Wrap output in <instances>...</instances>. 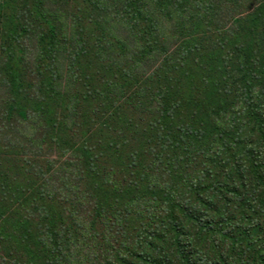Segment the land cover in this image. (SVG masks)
I'll return each instance as SVG.
<instances>
[{
    "label": "rangeland",
    "instance_id": "1",
    "mask_svg": "<svg viewBox=\"0 0 264 264\" xmlns=\"http://www.w3.org/2000/svg\"><path fill=\"white\" fill-rule=\"evenodd\" d=\"M17 4L22 22L35 13L29 18V28L35 27L40 17L48 22L53 15L68 30L67 42L72 46L82 43L88 47L100 41L102 47L99 56H89L86 62L77 63L63 53L55 55L54 74L37 76L24 62L25 88L19 94L25 114L15 123L7 114L12 108V92L1 86L13 85L0 70V125L5 128V135L4 130L0 135V185L8 198L7 202L0 198V215L30 231L21 233L14 227L19 232L13 233V240L6 246L0 244V264H104L99 251L93 254L92 250L112 245H116V258L122 264H140L142 249L152 254L148 242H156L153 216L165 213V200L170 197L178 202L187 197L192 204L197 194L191 186L184 184L186 191L178 187L182 179L166 159H157L149 144L161 135L158 123H165V128L174 117L180 125L195 122L196 130L202 131L200 136L191 132L198 139L190 140L191 145L180 148L174 158L179 167L183 163L189 179L190 173L195 174L192 187L200 178L209 202L213 184L218 180L234 182L242 196L234 206L206 214L205 223H211L205 232L197 228L199 222L194 219L183 221L181 229L179 222L184 215L177 213L178 232L187 230L200 238H192V246L184 248L186 253L179 260L224 264L231 259L241 264L248 256L244 250L249 254L254 243L252 249L264 252V188L258 196L244 188L247 173L241 168L247 167L240 160L241 154L259 155L258 147H264L262 140L248 146L250 141L242 135H249L252 129L258 135L257 130L264 129V41L253 36L236 43L229 40L223 52L219 47L238 29L233 23L238 6L254 10L255 0H45L38 11L31 10L27 0ZM3 12L1 6L0 16ZM5 35L0 29V40ZM157 35L159 41L152 49L151 41ZM148 36L151 41L147 42ZM183 42L203 46L205 64L206 59L218 55L223 60L220 55L228 52L231 62L218 66L232 70L234 81L222 79L212 89L204 87L206 96L201 101L191 95L185 97L186 102L179 98L180 112H174L179 116H171L166 111L175 103L165 104L160 97L170 92L164 84V75L172 71L167 64L192 55ZM88 50V54L93 51ZM123 55L131 60L123 61ZM3 60L0 57V69ZM121 67L124 78L117 74ZM189 69L194 73L193 67ZM82 70L87 71L85 81L76 86ZM213 74L211 70L207 77ZM247 113L249 121L245 120ZM120 138L125 143L122 146ZM35 144H42L40 154L35 153ZM135 144L147 155L144 161L130 164L116 157L122 153L125 158L126 150ZM30 146L34 154L25 148ZM36 154L39 160L34 158ZM259 156L257 161L263 168L256 166L254 170L262 176L264 186V154ZM89 160L95 172L90 170ZM174 169L179 172L176 166ZM17 175L26 179L13 181ZM3 176L7 179L2 180ZM45 180L59 193L57 203L41 197L38 187L46 188ZM22 183L27 184L24 192H20ZM108 202L114 204L111 211L101 215L102 205ZM50 204L53 206L48 209ZM256 225L260 226L257 235ZM167 230L170 232L169 226ZM6 233L12 234L10 230Z\"/></svg>",
    "mask_w": 264,
    "mask_h": 264
},
{
    "label": "trees",
    "instance_id": "2",
    "mask_svg": "<svg viewBox=\"0 0 264 264\" xmlns=\"http://www.w3.org/2000/svg\"><path fill=\"white\" fill-rule=\"evenodd\" d=\"M27 1L29 3V6H31V10L38 11V9L44 4L45 0ZM1 2L2 3H0V8L2 6L4 12L3 15L0 16V18H2L0 29L4 31L6 35L4 39L0 40V57L4 59L2 68L0 70L4 74L5 80H7L9 84L13 85L12 87H10V85L6 86L3 84L1 86L2 89L4 88L12 92L11 95L13 98L12 100L9 99V103L12 105V108L7 109V114L11 116L10 119L15 123L18 122L17 120L21 115L25 114V107L21 108V94H19L25 88V73L23 68L24 62H28V64L32 66L37 76H43V72L54 74L55 72L53 70V64L55 62V55L63 53L65 55H70L77 63L81 62L83 59H85L86 62L87 57L89 56H99L98 49L102 46L100 41L92 42L89 44L88 47H84L82 43L72 46L67 42L68 30L65 29L61 24H59L57 20L53 17V15L52 20L50 18L46 19L48 22H46L40 17L39 22H37L36 26L33 28H29L27 24L30 22L29 18L35 14L34 12H31L28 15L26 21L22 22L21 19H23V17L21 16V12L17 9L18 0H1ZM97 2L100 3V0H97ZM27 6L28 4H26V7ZM246 9L247 8H244V6H238L239 13L237 12L236 17L233 18L234 20L232 19L233 23L238 27V29L231 31L229 33V39L225 40L222 46L219 45V47L221 48V52L227 49V46L229 45V40L234 41L236 43L238 41L240 42V40L242 39L247 40L248 38L255 36L257 38H262V40L264 41V0H255L254 10L245 11ZM150 22L152 23V21ZM134 29V31L138 33V26H135ZM148 33L146 35H148ZM150 35H152V33ZM22 36H25V38H20ZM149 38L150 36L146 37L147 42L151 41ZM60 41H62V47L60 46ZM157 41H159L158 35L153 41H151L152 49L154 46H156ZM93 44L96 45L94 46ZM182 44L186 45L187 48L185 49L187 50V53L192 52V55L188 60L182 61L175 59L174 61H172L171 64H167L170 65L172 71H169L168 74L164 75V84L170 92L165 91L160 97V100L165 104L175 103L173 105L170 104V106L168 107L170 111H166L170 113L171 116L173 114L179 116V114H177L178 112H180L179 98L186 102L187 99L185 97L187 95H191L193 97L199 98V100L201 101V99L206 96V91L204 90V87L206 90L207 88L212 89L211 86L214 87L217 83L221 84L222 79L223 82H226V80L228 79H230L231 82L234 81L233 73L231 72L232 70H224L222 67L218 66V64H223L227 66L228 61L230 60L231 62L228 52H226V55H224L223 53L220 55L224 57V59L222 60L219 58V55L217 54L218 52L215 51L218 57H212L210 61L206 59L205 64V61L201 58L204 57L203 55L206 53L205 50H203V46H201L200 44H194L192 46L188 45L187 42H183ZM88 48L93 49L90 54H88L90 52ZM162 51L165 52L166 49L164 48L162 49ZM248 57L251 59V61H253L252 56ZM190 59L193 61H191ZM119 60L122 61V59L120 58ZM129 60H131L130 57H128L127 55H123V61L129 62ZM189 66L194 68V73L190 71ZM122 69L123 68L121 67V69L117 73L118 75L120 73V78H124V76L121 74ZM211 70H214V74L210 78H208L207 75L210 74ZM86 74V70L79 71V82L75 84L76 86L78 84H82L85 81ZM213 93L214 92H212V95ZM164 97H168L169 99L165 101ZM85 99H88V96H86ZM192 103L193 106L197 105L196 100H193ZM256 106H258L257 102ZM175 111L177 113H174ZM115 115L119 119L118 112H115ZM16 116L18 118H16ZM174 118H172L173 125L167 124L165 128L163 126L165 123H158L157 126H161V128L163 129L161 131V135L159 137H156L155 143H151V141H149V144H151V146L153 145L151 148H154L156 150L157 159H166L168 163L171 164L173 168V173H175L179 179H182L181 181H179V183L181 184L177 183L178 187L182 186L186 191L188 190V188H185V185L191 186L189 188H194L197 194L195 195L194 202L192 204L189 203L187 197L183 198V200L180 202H178L179 199L174 201L172 197L165 200V213L153 216L154 230L156 231V242H148V246H151V251H153V253L149 255V252L147 250L142 249L143 259L140 260V264H189V262L185 263L184 261H180L179 257L186 253L184 248L192 246L190 244L192 238H196L198 240L200 238H197L196 236L192 237L190 233L187 232V230L183 234L178 232L179 227H177L176 220L177 213H181L184 215V218L179 222L181 229L184 226L183 221L187 222L190 219H194L198 220L199 222L197 228H201L203 232H205L206 228L209 227L211 223H205L206 214L209 215V212L216 214L218 211L223 209L222 207L227 208L230 206H234L235 202L239 201V198H242V196L238 194L239 192L237 191L236 184L234 182H220L218 180L216 184L212 185L213 193L209 202L205 200V192L201 190V188H203V184L200 183V178L196 179L197 184L192 187L191 184L195 183V178L192 179V176H195V174L190 173L191 179H189V177L184 172L183 163L179 167V164L174 161V158L180 148H186L191 145L190 140L198 139V137L191 135V132L201 134L202 131L196 130L195 122H193L192 124L186 123L180 125V123H176L174 121ZM201 118L202 117L199 116L198 120H201ZM249 118L250 115L247 113V117L245 118V120L249 121ZM14 119H16V121H14ZM20 119H24V117L22 116ZM251 123L252 121L250 122V124ZM3 130L5 135V128L3 125H0V135ZM103 132H105L104 127ZM250 132L251 133L249 135L242 134L244 137H246L248 141H250L248 146L252 143H257L259 140H262L264 142L263 128H260L259 131L257 130L258 135H255L256 129H252ZM253 138H257L258 140H254ZM123 144L125 143L120 138L119 146H122ZM33 146L34 148H37L35 153L38 152L37 154H40L43 148L42 144H35ZM33 146L25 148L31 153ZM138 147L139 146L135 144L128 148L126 150L127 156L125 158L122 156V153L116 157H121L126 161L128 160L130 164H134L137 161H144L147 155L142 152V147ZM1 152L2 150H0V154ZM256 153L262 156L264 154V147L259 146ZM31 154H34V151ZM37 154L34 158L39 160ZM259 155L248 152L245 154H241L240 157V160L242 159V162L247 167V169H245V167L241 168V170H244L247 173V179L245 181L244 188L250 189L256 196H258L259 189L264 188V186L262 185V176L257 174L254 170L256 166H261V168H263V163H259L257 161V158H260ZM253 158H255L256 160H254ZM95 164L97 166L98 163ZM173 166H176L179 172L176 171ZM89 168L91 171L95 172L90 160ZM179 174L180 176H178ZM3 179H7V176L5 178L3 176L2 180ZM12 179L15 182H19V180H25L26 177L23 175H17ZM191 180H193L194 183ZM45 182L47 183L46 188H44L43 186L38 187L41 191V197L48 199L52 198V201L57 203V195H59V193L56 192V189H54L49 182H47L46 180ZM26 185V183H22L20 187V192L25 191V189L27 188ZM154 186L155 189H157L156 185ZM50 193L52 195H50ZM0 198L5 202L8 201V198L4 192V188L2 185H0ZM104 205L105 207L101 209V215H105L107 210L110 212L114 204L108 202L103 204L102 206ZM5 206H9L8 203H6ZM52 206L53 205L50 204L48 209ZM114 213L118 214L119 210H115ZM113 215L114 214H112V216ZM12 221L13 219L11 217L4 216L2 214L0 215V244L3 246H6L13 240L12 235L15 232L18 233V229L21 230V233H30V231L22 223ZM168 226L170 232L167 230ZM14 227H17L18 229L14 231ZM256 229L257 230H255V232L257 235L258 231L260 230V226L256 225ZM7 230H10L12 234L8 236L6 233ZM165 232H169L170 234L163 235ZM162 235L167 239L162 238ZM168 240H173L176 243ZM254 245H256V243H254ZM254 245H250L251 252L249 254H247V250H244V253H246V255L248 256L244 257L246 259L243 260L241 264H264V252H256L254 249H252ZM91 247H94L93 244H91ZM175 247H177V250L173 252V248ZM93 249H95L92 250L93 254H95L96 251H99L100 255L103 256L104 264H122L119 263V260L116 258V245H112L108 249ZM223 251L224 249H222L221 253H223ZM210 257L214 259V256ZM217 260L220 259H215V261ZM230 260H227L225 263H223L234 264V262Z\"/></svg>",
    "mask_w": 264,
    "mask_h": 264
},
{
    "label": "clouds",
    "instance_id": "3",
    "mask_svg": "<svg viewBox=\"0 0 264 264\" xmlns=\"http://www.w3.org/2000/svg\"><path fill=\"white\" fill-rule=\"evenodd\" d=\"M188 234V233H187Z\"/></svg>",
    "mask_w": 264,
    "mask_h": 264
}]
</instances>
